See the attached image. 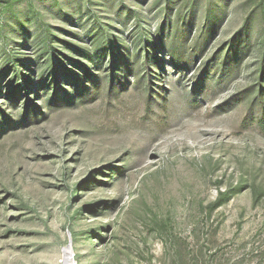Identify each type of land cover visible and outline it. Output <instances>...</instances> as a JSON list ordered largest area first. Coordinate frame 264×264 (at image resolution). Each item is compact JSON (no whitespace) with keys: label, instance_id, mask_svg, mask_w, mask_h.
<instances>
[{"label":"rangeland","instance_id":"374dc122","mask_svg":"<svg viewBox=\"0 0 264 264\" xmlns=\"http://www.w3.org/2000/svg\"><path fill=\"white\" fill-rule=\"evenodd\" d=\"M104 39L119 49L82 79L69 59ZM7 57L88 90L15 103L43 116L0 136V264H62L67 246L74 264H264V0H0Z\"/></svg>","mask_w":264,"mask_h":264},{"label":"trees","instance_id":"16d2710c","mask_svg":"<svg viewBox=\"0 0 264 264\" xmlns=\"http://www.w3.org/2000/svg\"><path fill=\"white\" fill-rule=\"evenodd\" d=\"M148 37H146V41L149 44V49L145 50L144 53V68H145V72L146 75L148 76V82L149 85H152L151 82V70H150V65L151 64H158L159 67L162 66V62L154 57L155 55H153L151 53V51H155L157 49V44L160 42H158L157 40L153 41V39L151 38V35L149 34V32H147ZM106 41V43L101 44V45H97L95 47V49L93 50V52L89 49H84V52L80 55L83 63H78L77 61H73L71 59H69V62L71 63V65L74 68H77L79 70L82 71V79H88L93 80L95 78L94 75H92L91 69H94L96 67H98L100 65V63H98L96 61L97 58H99V62L103 59V58H107L110 59L111 56H114L115 54L113 53V51H115L116 48L119 49L120 45H113L112 41L110 39H104ZM122 44V43H121ZM124 49H125V53L130 54L132 51L128 50V41H124ZM117 46V47H116ZM127 46V47H126ZM115 48V49H114ZM169 56H170V63L172 64V66L176 69L179 70L181 69V59L180 57H178L174 50L172 48H169ZM129 56V55H127ZM62 58L66 59L67 57L65 56H61ZM152 58V59H150ZM124 60L123 64H126V66H128L129 68V64L127 63L126 58H122ZM3 60V59H2ZM60 61V60H59ZM3 63V68L0 69V95L2 94V83L3 81L8 78V82L6 83V88L4 89V97L6 100L4 102V105L6 106L8 104L9 109L8 111H5L3 109H0V136L5 135L7 132H10L12 130H16L19 127H23L28 121H30V119L33 122H36L37 115H42L41 111L38 109H36V106L34 105V103L28 99L27 97L20 103V108L23 109V111L20 112H14L13 108L15 103L20 100L21 96H23L24 94H26V91L28 90V92H30L31 90L33 91V96L36 97V93L37 90H39L40 92L42 91V93L39 95L42 97V102L45 103V110L46 111H50L52 106H54V104L57 102V100H59L58 98H61L62 101L64 102H68V105L72 104V99L73 95L76 94H82V92H86L88 90L87 87H85L82 84V80L79 81V86L78 85H71V89L70 91H66V89H62L60 86H58V80L59 79H52V81H50V83H53V87H50V94L51 97H48V90L47 89L49 87L48 83L46 85V82H43L42 80L38 81L37 86H36V79H34V73L35 70L34 69H29V75H31L30 77H28V74L25 73L24 68H27V66H25L24 61L23 60H19V59H15V58H9L7 57L6 60L2 61ZM83 64V65H82ZM117 60L112 59L111 61V75H110V81L113 80L114 76H115V70L117 69ZM85 65V66H84ZM129 70H131L129 68ZM72 75L70 71H64L63 76H70ZM261 80H264V67L262 68L261 71ZM150 87H148V91H150ZM264 91V90H263ZM45 92V93H44ZM73 93V94H71ZM27 96V95H26ZM259 97H261V94H259ZM262 104H264L262 102ZM43 116V115H42ZM258 125L264 129V107H262V114L261 117L258 121ZM122 171H124V167L121 169H116V172L113 173L109 178L112 180L115 177L114 176H120L122 175ZM114 175V176H113ZM237 189H240V187H238ZM251 195H252V199H253V203H257L259 202V200L261 199V197H264V191L263 194L262 193H257V191L255 189H252L251 191ZM230 196V190L229 189H221L218 188L217 189V197L215 202L209 207L210 210H212L213 208H216L218 206H220L222 203H224Z\"/></svg>","mask_w":264,"mask_h":264},{"label":"bare ground","instance_id":"6f19581e","mask_svg":"<svg viewBox=\"0 0 264 264\" xmlns=\"http://www.w3.org/2000/svg\"><path fill=\"white\" fill-rule=\"evenodd\" d=\"M73 250L70 246H67L63 251L62 264H74L72 260Z\"/></svg>","mask_w":264,"mask_h":264}]
</instances>
